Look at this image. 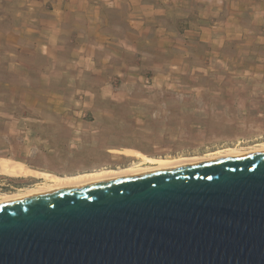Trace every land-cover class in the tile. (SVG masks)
<instances>
[{"label":"water","instance_id":"1","mask_svg":"<svg viewBox=\"0 0 264 264\" xmlns=\"http://www.w3.org/2000/svg\"><path fill=\"white\" fill-rule=\"evenodd\" d=\"M0 264H264V149L0 202Z\"/></svg>","mask_w":264,"mask_h":264},{"label":"crops","instance_id":"2","mask_svg":"<svg viewBox=\"0 0 264 264\" xmlns=\"http://www.w3.org/2000/svg\"><path fill=\"white\" fill-rule=\"evenodd\" d=\"M259 29L264 0H0V123L28 133L9 102L54 109L145 78L168 87L201 69L191 65L196 42L220 49ZM26 149L8 139L0 158L25 160Z\"/></svg>","mask_w":264,"mask_h":264},{"label":"rangeland","instance_id":"3","mask_svg":"<svg viewBox=\"0 0 264 264\" xmlns=\"http://www.w3.org/2000/svg\"><path fill=\"white\" fill-rule=\"evenodd\" d=\"M191 49V65L201 69L176 73L168 87L145 78L119 84L111 95L101 92L54 109L45 103L9 102L6 107L16 111L28 133H7L0 123V145L9 139L29 150L22 151L28 153L25 160L7 156L0 162L12 159L64 176L136 165L135 150L176 158L264 143L263 29L230 37L220 49L215 42H196ZM10 179L26 184L0 188V194L47 183L0 172V183Z\"/></svg>","mask_w":264,"mask_h":264},{"label":"bare ground","instance_id":"4","mask_svg":"<svg viewBox=\"0 0 264 264\" xmlns=\"http://www.w3.org/2000/svg\"><path fill=\"white\" fill-rule=\"evenodd\" d=\"M262 149H264V143L258 146H253L245 149L230 147L215 152H211L205 155L176 157V158H155L148 156L145 153L134 151L136 157L139 160V163L136 165H131L118 169L106 168L98 171L84 172L75 175H64V176L56 175L54 173L47 171L31 169L24 163L13 160L7 162L4 169H0V172L9 173L17 177L35 176L38 178L45 179L47 183L36 185L35 187L23 188L15 192L2 193L0 194V202L28 196L36 192L79 185L95 180L132 175L143 171L168 168V167H173V166L200 161V160H207V159L219 158L224 156H239L247 152H252Z\"/></svg>","mask_w":264,"mask_h":264},{"label":"flooded vegetation","instance_id":"5","mask_svg":"<svg viewBox=\"0 0 264 264\" xmlns=\"http://www.w3.org/2000/svg\"><path fill=\"white\" fill-rule=\"evenodd\" d=\"M10 182H8V183H0V186H1L0 188L3 189V188H7L8 187L10 189H14L15 190L18 187H15L14 185L26 184L25 182L23 183L22 181H14L12 179H10ZM9 191H11V190H9Z\"/></svg>","mask_w":264,"mask_h":264}]
</instances>
